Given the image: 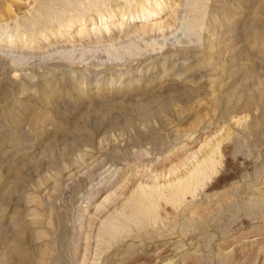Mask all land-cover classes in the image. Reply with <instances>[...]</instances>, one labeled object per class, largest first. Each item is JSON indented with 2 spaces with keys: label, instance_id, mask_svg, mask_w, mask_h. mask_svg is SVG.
Segmentation results:
<instances>
[{
  "label": "rangeland",
  "instance_id": "obj_1",
  "mask_svg": "<svg viewBox=\"0 0 264 264\" xmlns=\"http://www.w3.org/2000/svg\"><path fill=\"white\" fill-rule=\"evenodd\" d=\"M116 1L0 36V264H264V0Z\"/></svg>",
  "mask_w": 264,
  "mask_h": 264
},
{
  "label": "bare ground",
  "instance_id": "obj_2",
  "mask_svg": "<svg viewBox=\"0 0 264 264\" xmlns=\"http://www.w3.org/2000/svg\"><path fill=\"white\" fill-rule=\"evenodd\" d=\"M43 1L44 0H39L40 2V6L38 5L37 6V12H42L41 14L42 15H45L46 17H48L47 19H43L42 21H39V22H34L33 21V14L34 12H29L21 17H18L16 18L15 20L13 21H10V22H0V36L1 35H4L6 36L7 38L11 39L13 38L15 35H17V33H19L20 29H22L23 27H25L26 24L28 23H31L34 27L33 30H31V33L32 35L34 36L35 34L38 33L37 31V27H41L43 29V31L46 29V26L48 23H50V20L51 18L53 17L52 15L54 16H58L59 17V20H60V24L59 26H62V25H69L70 23L72 22H75L77 20H80V21H83L84 20V16H85V13L86 12H91V6L92 7H96L98 12L99 13V10H103L101 7H100V4H96L95 2H93L90 6L86 7L85 8L83 7L82 9L80 8H75V9H72V10H66L64 9V6L59 4V3H56L55 7L51 8V9H48L47 7H44L43 6ZM50 1V0H49ZM121 1V0H120ZM128 0H123L121 2L119 1H116L115 3H112V5L114 6H111V10H108L107 12H105L103 14L104 18H110V17H113L116 12H117V9L121 6L123 7L122 5L125 4V2H127ZM123 3V4H122ZM129 3V1L127 2ZM122 4V5H121ZM90 7V8H89ZM110 9V8H109ZM36 10V9H35ZM34 10V11H35ZM68 11V13H67ZM74 11H77L78 13H75ZM39 12V14H40ZM51 12L52 15H51V18L49 20V16L48 13ZM104 12V11H103ZM152 14L153 13H156L155 10L152 9ZM92 13V12H91ZM145 13V11H142V13L140 14L143 15ZM125 13L122 12V16L124 15ZM145 15H147L145 13ZM40 16V15H39ZM136 17H139V16H136ZM125 18V17H124ZM191 20H194V19H191ZM82 23V22H80ZM189 23V22H188ZM200 24L198 23V21H193L192 23L188 24V28L192 29L193 32L194 30L196 31L197 27L199 26ZM59 30V29H58ZM198 32V31H197ZM195 32V33H197ZM2 37V36H1ZM109 47V46H108ZM101 48V47H100ZM159 196V195H158Z\"/></svg>",
  "mask_w": 264,
  "mask_h": 264
}]
</instances>
